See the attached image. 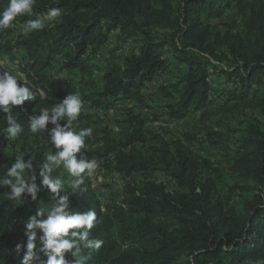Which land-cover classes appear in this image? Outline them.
<instances>
[{"label": "trees", "instance_id": "1", "mask_svg": "<svg viewBox=\"0 0 264 264\" xmlns=\"http://www.w3.org/2000/svg\"><path fill=\"white\" fill-rule=\"evenodd\" d=\"M8 2L0 0V12ZM51 8L61 10L58 22L44 19L42 29L25 35L19 25L25 27ZM228 8L241 13L244 29L221 37L209 21L222 17ZM16 32L17 41L12 43ZM111 38L116 43L138 38L139 52L123 57L121 64L106 66L102 89L95 95L67 81L57 82L47 71L61 62L67 70L91 73L96 53L101 55ZM16 47L22 55L13 53ZM219 54L233 64L216 67L211 59L217 60ZM0 56L12 60L25 77L17 78L18 85L25 84L35 96L12 107L13 118L23 128L14 139H8L5 114L0 112V177L11 167L12 142L29 149V171L41 186L39 172L47 153L62 150L50 141L51 130L59 124L76 135L91 128V136L82 137L84 147L74 153L76 159H96L126 179L125 200L105 210L86 173H81L80 189L70 186L59 192L68 197L69 214L96 213L88 239L103 243L98 249L82 248L84 264H264V0H35L31 14L18 15L8 28L0 29ZM4 71L15 75L13 69L0 67V73ZM164 74L174 80L156 86L161 103L154 104L148 83ZM215 74L222 77L224 89L214 86L210 77ZM214 92L221 93L226 104L252 109L254 122L238 135L208 129L203 139L185 133L182 139L167 142L148 131L144 126L148 116L142 118L136 111L160 108L169 119L181 120L211 105ZM69 95H77L82 105L75 119L59 118L37 133L30 131L33 115L39 117L42 109L61 104ZM119 103L125 115L119 124L126 131L124 138L107 130L99 133L101 120L83 112L88 106L107 111ZM156 139L158 146H148ZM194 143L207 154L218 150L231 156L230 174L223 182L229 194L240 196L241 204L221 194L220 176L214 178L216 170H207L209 162L197 160ZM57 167L50 175L61 179ZM158 171L171 176L176 191L156 180ZM8 191L7 186L0 187V206L11 203ZM47 193L41 186L39 195ZM28 218L14 208L0 219V264H21L27 237L20 224ZM72 231L85 229L69 230L65 238H71ZM73 251L64 253L67 264H74ZM33 253L29 264H46L42 244H35Z\"/></svg>", "mask_w": 264, "mask_h": 264}, {"label": "rangeland", "instance_id": "2", "mask_svg": "<svg viewBox=\"0 0 264 264\" xmlns=\"http://www.w3.org/2000/svg\"><path fill=\"white\" fill-rule=\"evenodd\" d=\"M254 2H258L259 0H253ZM60 16L55 18L54 20H50L53 24L57 23ZM212 25L213 30L217 31L220 36H225L226 34H236L243 31V17L241 13L236 8H228L224 15L220 18H214L209 21ZM21 29H24L23 25H19ZM20 32V31H19ZM12 43L17 41V32L11 37ZM222 51H225L224 48ZM139 52V40L129 39L128 41H120V43L113 44V47L105 46L104 49L101 50V55L99 58H96L92 61L91 65L93 66V71L91 73H80L78 70H67L61 67L60 64L54 63V67L52 69H48L50 71V75L54 80L59 81H67L70 84L77 87V89H83L85 94L95 95V93L102 89V75L103 70L106 66H110L111 64H121L123 57L130 55L131 53ZM13 53L16 55H22L23 51L20 48H14ZM212 63L220 68L227 67L232 65V61L229 57L219 54L218 59H211ZM14 65L12 60H9L6 56H0V67H6L7 69H13ZM213 81V84L218 89H224L222 85V77L218 75H213L210 77ZM174 80V77H171L169 74H164L160 78V84L169 83ZM153 83V82H151ZM149 84V88L147 92L152 96V99L155 103H161V98L158 96L156 92V86ZM56 85V83H54ZM158 86V85H157ZM41 95H44V92L39 90ZM221 93L214 92L212 97L214 98V102L211 105L205 106L203 109L197 112H191L185 118L181 120H171L169 119L165 111L158 108H149L142 109L137 108V113L140 114L142 118L148 116V120L145 121V128L152 133L159 135V137L163 138L165 141L170 142L175 139H182L183 135L189 134L195 136L196 140L203 139L206 135L208 129H213L221 134H237L238 131L245 127L248 123L254 122L253 118L255 117V113L250 108L239 109L234 107L231 103H224L221 100ZM132 104H128L131 106ZM126 106V107H128ZM84 113H95L96 117L101 120L99 133H102L103 130L109 131L111 135H117L118 137L124 138L126 136V131H124V126H120L122 124V120L125 118L123 114V109L121 103L117 104L115 108L109 109L107 111H101V109L83 108ZM204 113V114H202ZM49 116H51V112L49 111ZM102 135V134H100ZM158 146L159 141L153 140L148 146ZM204 148H206L205 144H202ZM193 149L195 154H197V160L199 162H204L205 160L209 162L210 169H215L214 178L217 175L220 176V180L217 184L218 190L221 192L223 196L229 195L231 197V202L235 205H239L242 203V199L237 194H229L230 190L225 186L224 180L230 174V161L231 156L225 155L224 153L218 150H211L210 154L203 149H199L197 144H193ZM63 150V149H62ZM61 150V151H62ZM60 150H57L55 153L51 151L47 154L55 155ZM9 160L12 163L15 162L17 156H22L25 161L29 160V149L21 148L20 146L15 147L12 142L9 144ZM146 155L151 153V150L147 148L145 150ZM158 156V153L155 154L154 158ZM63 162V161H62ZM99 167L96 169L93 178L97 179L99 184L101 185L103 191L96 194L103 207L104 210L106 207H116L126 198V179L122 176H118L117 172L107 170L105 167L100 166V163L97 162ZM64 164V163H63ZM60 163L58 165L59 169V177L62 181V188L69 189L70 185L73 181L76 180L75 176H72L68 170L64 167V165ZM156 180L165 184V186L169 190H175L174 182L171 176L166 174L165 172H156ZM40 190L41 186H37ZM39 190L37 192V198L35 201L31 199L29 195H22L21 200H12L9 204H2L0 206V219L6 217L14 208L20 209L24 215H28L29 217L35 214V210L38 206L44 204L51 206L52 203L55 202L54 195L52 193H47L46 197H42L39 195ZM29 219V218H28ZM20 224V232L25 237V224L27 220ZM40 219H46V214ZM36 232V239L34 241L35 244H42L43 241L41 237L43 236V232L39 229H34Z\"/></svg>", "mask_w": 264, "mask_h": 264}, {"label": "clouds", "instance_id": "3", "mask_svg": "<svg viewBox=\"0 0 264 264\" xmlns=\"http://www.w3.org/2000/svg\"><path fill=\"white\" fill-rule=\"evenodd\" d=\"M35 0H9L8 5L0 12V29L8 28L11 22L21 14H31ZM61 15L59 8H51L43 16H38L34 20L27 22L23 29L25 35L29 31L39 30L44 27V19L54 20ZM61 65V62H57ZM14 74L7 71L0 73V112L5 114L7 127L4 129L8 139L16 138L22 131V126L13 118L12 107L22 105L25 100H33L34 94L25 84H19L17 78L24 80V74L21 73L16 65H14ZM51 71V70H50ZM82 105L77 95H69L63 102L51 109L44 108L40 112V116H32L29 120V129L32 133H37L45 128L49 121L56 124L59 118L67 117L69 121L75 119L81 112ZM49 110L52 115L49 116ZM92 129H86L80 132L79 135L74 134L72 130H67L66 127H61L56 124V127L51 130L50 141L56 148H61L57 154H47L46 162L42 165L39 172L41 178V186L59 196L55 202L48 205H40L36 208L35 214L30 216L25 224L26 252L23 256L21 264H29L34 253L36 232L34 229H39L43 232L41 240L43 241V250L47 255L46 264H67L64 258V253L75 249L72 255L76 257L74 264H84V258L80 255L82 248L98 249L103 241L98 239H88L87 229L94 226L96 213L94 210H89L86 213L69 214L66 211L69 207L68 197L60 196L59 192L62 189V181L59 178H53L50 174L55 167L63 161L64 167L68 172L77 177L70 185L73 190L80 189L84 183V176L81 173H86V176H92L99 167L97 160L92 159L85 161L84 159L77 160L74 153H77L81 147H84L83 136H91ZM48 162H51L49 164ZM32 164L30 161H25L22 156H17L11 167L8 168L4 176L0 177V187L7 186V196L12 200H21L23 194H27L33 201L37 198L38 187L35 183L36 175L33 173ZM87 170V171H86ZM46 214V219L40 217ZM72 229H85V231L71 232ZM78 239H75L77 238ZM17 245V251L20 249Z\"/></svg>", "mask_w": 264, "mask_h": 264}, {"label": "built area", "instance_id": "4", "mask_svg": "<svg viewBox=\"0 0 264 264\" xmlns=\"http://www.w3.org/2000/svg\"><path fill=\"white\" fill-rule=\"evenodd\" d=\"M113 38H111L110 39V43H108V47H112L113 46ZM100 57V52H98V53H96V58H99ZM151 82H153V83H151ZM150 83L152 84V85H154V86H157L159 83H160V78H158V79H153L152 81H151ZM149 83V84H150ZM118 174V173H117ZM118 176H119V174H118ZM88 177V179H89V181H90V187H91V189L96 193V194H98V193H100V192H102L103 191V189H102V187H101V185L99 184V182L97 181V179H95V178H93L92 176H87Z\"/></svg>", "mask_w": 264, "mask_h": 264}, {"label": "crops", "instance_id": "5", "mask_svg": "<svg viewBox=\"0 0 264 264\" xmlns=\"http://www.w3.org/2000/svg\"><path fill=\"white\" fill-rule=\"evenodd\" d=\"M107 46V45H106ZM105 47V46H104ZM104 47L103 48H101V49H104ZM113 47V46H112Z\"/></svg>", "mask_w": 264, "mask_h": 264}]
</instances>
